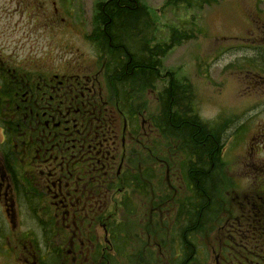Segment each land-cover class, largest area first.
Instances as JSON below:
<instances>
[{"label":"flooded vegetation","instance_id":"af4514ba","mask_svg":"<svg viewBox=\"0 0 264 264\" xmlns=\"http://www.w3.org/2000/svg\"><path fill=\"white\" fill-rule=\"evenodd\" d=\"M44 14L51 20L48 29L72 27L57 0H0V264H165V250L150 262L138 255V235L136 242L128 235L124 251L117 249L116 233L126 225L119 208L127 151L137 150L139 130L144 137L149 123L144 118L136 123L141 114L135 106L126 110L127 118L116 101L104 100L98 75H79L88 66L77 65L79 74L51 78L40 74L41 67L9 56L23 49L25 27L40 26L32 21ZM262 44L264 35L251 31L244 47L255 52ZM262 52L253 64H264ZM250 78L253 87H264L260 72ZM108 111L112 127L105 123ZM146 137L150 147L153 134ZM257 143L258 163L248 161L246 168L254 174L247 184L257 182L259 192L240 188L245 212L264 196V117ZM234 180L233 194L239 182ZM237 198L232 196L233 204ZM230 244L234 253L233 237ZM244 249L243 258H264V243L256 253L247 244Z\"/></svg>","mask_w":264,"mask_h":264},{"label":"rangeland","instance_id":"374dc122","mask_svg":"<svg viewBox=\"0 0 264 264\" xmlns=\"http://www.w3.org/2000/svg\"><path fill=\"white\" fill-rule=\"evenodd\" d=\"M97 1L99 0H57V9L62 11V17L67 22L65 23H70L72 27L66 28L62 25L56 29L54 27L48 29L51 26V20L44 14L36 22L32 21L41 24L40 26L34 27L31 24L25 27L23 49L10 51L9 56L18 57L24 63L32 64L33 68L41 67L40 74L51 78L54 75L61 78L76 74L78 73L77 65L88 66L89 69L86 68L85 73L78 74L80 76L98 75L104 99L112 98V90L105 82L104 69L102 70L108 63L99 60V52L87 39L88 32L96 24ZM142 2L149 10L151 24L145 27L143 23L141 28L133 31V38L130 41L135 44L136 49H140L142 41L149 48L155 44H168L169 30L175 27L179 29V35L187 37L173 42L171 49L161 58L158 71L161 78L157 80L156 89L160 90L166 81L165 72H172L179 80H187L192 86L193 101H195L198 116L213 124L216 131L222 130L223 139H225L221 158L222 172L224 170L227 185L221 192V197L227 202L229 217L232 218L230 226H232L235 218L238 217L239 204V198H237L235 203L237 207L232 205V196L236 198L239 195L241 200L243 195L240 193V188L249 187L251 194L258 191L257 182L255 184L252 180L247 184V177H252L254 174L246 166L248 161H254L253 165L258 163V155H256L258 122L260 117H264V95H262L264 87L261 84L253 87L250 77L256 72H260L263 77L264 64L261 66L253 64L257 63L255 55L262 48L254 49L255 52H247L244 47V38L248 37L250 31H255L259 24L264 27V0H219L216 5L204 7L200 11L182 6L176 8L164 6L165 0H142ZM46 5L49 6V3ZM28 22L30 24L31 20ZM252 24H254L253 27ZM259 32L264 33V30L261 29ZM262 54L263 56L259 55V57L264 61V52ZM101 57L106 59L105 55ZM251 59L252 63H248ZM249 69L250 73H248ZM156 89L143 95L145 110L136 122L139 124L144 118L149 123L143 127L144 137H140L141 129L139 130L138 140L142 147L149 146L150 142L146 135L149 136L150 132L155 134L154 126L149 125L153 122L152 118L158 116ZM133 151L134 164L138 165L139 161H142V156H138L136 150L133 149ZM128 153L127 151V155ZM246 159L248 160L245 161ZM146 161L147 163L144 164L155 170L154 173L160 169L161 173L158 172V176L154 179L155 184L164 185L168 182L170 190L166 189L165 192L170 193L172 197L174 195L171 203L175 204L178 198L186 194V191L182 188L183 184L176 171V165L173 164V157L168 154L165 156L164 151L160 157H153ZM171 161L172 166L169 167L168 163ZM163 162H166L169 167L165 170V179L161 169ZM167 175H169L168 178ZM232 177L235 179L234 182L239 181L236 182L234 194L230 190L232 184L228 183ZM138 206L139 209L134 215L129 216L120 211L119 218L128 225L133 242H136L138 234L141 237L138 255L144 257V261H155L161 258L162 250H166L164 243L170 242L169 232L167 228L163 230L162 220L152 219L153 212H150L151 208L153 209L152 206L146 208L139 201ZM214 228L216 229V226ZM217 232L218 230L212 233L211 237L209 236L211 239H207V242L210 241L211 245H207L205 250L203 249L204 252L202 251V257L204 258L205 254L208 257L207 264H218L220 260V252L216 248ZM145 242L149 243L144 245ZM145 246L150 247L147 251L151 253V256L146 257ZM210 246L213 247L211 250ZM229 246L231 247V244ZM167 247L169 250L171 245L167 243Z\"/></svg>","mask_w":264,"mask_h":264},{"label":"trees","instance_id":"16d2710c","mask_svg":"<svg viewBox=\"0 0 264 264\" xmlns=\"http://www.w3.org/2000/svg\"><path fill=\"white\" fill-rule=\"evenodd\" d=\"M218 2L165 0L164 6H182L200 11ZM149 16V10L142 0H106L95 4L96 24L89 40L99 52V59L108 63L106 80L115 101L122 112L128 115L129 110H126L135 103L139 110L145 108L143 95L155 90L157 80L161 78L158 72L161 58L171 49L173 42L187 38L179 35V29L175 27L169 30L168 44H155L149 48L142 41L140 49H136L130 41L133 31L141 28L143 23L149 27ZM101 25L103 28L100 30ZM164 77L166 81L163 86L160 90L156 89L159 110L157 118H152L155 129L152 144L150 147L139 145L141 148L137 149V154L142 156V161L138 165L132 161L134 151L128 153L127 168L123 172L126 192L121 200L124 213L134 215L139 209L138 201L144 207H153L150 210L153 212L152 219L162 220L163 230L167 228L169 232L170 242L164 243L165 264H207V255L202 257L203 249L211 243L207 239L210 240L212 233L217 230L216 248L220 252L218 264H264L263 257L243 258L246 244L248 249L256 253L264 243V196L248 212L237 210L238 217L230 226L232 218L229 217L226 200L221 197L227 185L224 170L222 172L221 158L225 146L222 130L216 131L213 124L198 116L192 86L187 80L175 78L172 72H165ZM104 117L107 118V127H112L111 124L115 122L110 112ZM164 151L165 156L168 154L173 157L182 188L186 191L175 204L171 203L174 195L172 197L165 192L166 189L170 190L168 182L164 185L155 184L154 179L158 172L161 173L160 169L154 173L155 170L144 164L150 159L149 156L158 158ZM168 164L172 166V161ZM168 164L166 166L169 169ZM161 169L164 173V169ZM243 204L240 203L241 206ZM119 226L120 230L116 233L117 249L124 251L122 244L128 247L126 238L130 233L124 223ZM155 227L156 223L153 224ZM231 233L236 244L234 253L229 248ZM167 243L171 245L169 250ZM209 248L211 250L213 247Z\"/></svg>","mask_w":264,"mask_h":264}]
</instances>
